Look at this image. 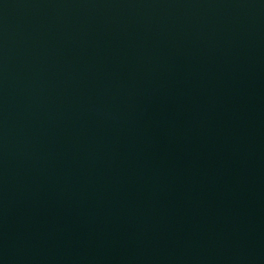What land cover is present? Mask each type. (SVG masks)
<instances>
[{
    "label": "water",
    "instance_id": "1",
    "mask_svg": "<svg viewBox=\"0 0 264 264\" xmlns=\"http://www.w3.org/2000/svg\"><path fill=\"white\" fill-rule=\"evenodd\" d=\"M0 264H264V0H0Z\"/></svg>",
    "mask_w": 264,
    "mask_h": 264
}]
</instances>
